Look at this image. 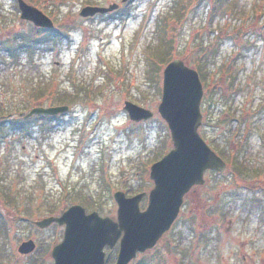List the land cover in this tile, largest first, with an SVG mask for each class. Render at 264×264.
Masks as SVG:
<instances>
[{"label":"rangeland","instance_id":"rangeland-1","mask_svg":"<svg viewBox=\"0 0 264 264\" xmlns=\"http://www.w3.org/2000/svg\"><path fill=\"white\" fill-rule=\"evenodd\" d=\"M25 1L50 16L58 34L34 57L19 48L10 56L19 38L45 31L21 19L18 0H0L1 107L14 117L37 105L70 109L18 117L20 132L11 129L13 116L1 121L0 264H54L63 229L32 221L72 204L117 219L121 190L145 192L140 209L147 208L151 165L173 148L158 106L163 70L176 58L200 74L199 133L227 169L207 170L172 228L130 264H264V0ZM111 3H123L119 19L79 15ZM63 90L84 94L58 104ZM126 101L154 116L132 121ZM29 237L38 248L19 254ZM106 253L115 264L118 245Z\"/></svg>","mask_w":264,"mask_h":264},{"label":"water","instance_id":"water-1","mask_svg":"<svg viewBox=\"0 0 264 264\" xmlns=\"http://www.w3.org/2000/svg\"><path fill=\"white\" fill-rule=\"evenodd\" d=\"M18 3L22 19L37 27H54L53 20L43 11L25 0H18ZM117 8L116 3L108 7L85 6L80 16L92 17ZM203 93L197 70L178 58L167 64L163 71L162 101L158 111L171 131L173 148L151 166L150 178L155 186L149 193L147 208L140 209L144 192L127 197L125 192L118 190L114 193L118 204L117 220L102 217L97 211L86 213L82 205L76 204L61 216L36 221L41 228L53 222L66 225L63 241L52 251L55 264H106L105 247L112 249L119 240L115 264H129L138 253L154 248L164 233L170 230L180 213L184 196L194 186L206 183V170H226V162L211 149L198 131L203 117L200 107ZM68 110L67 105L38 106L26 116L57 115ZM124 110L135 122L154 116L151 109L131 101L125 102ZM35 247L34 240L23 241L18 252L29 254Z\"/></svg>","mask_w":264,"mask_h":264},{"label":"trees","instance_id":"trees-1","mask_svg":"<svg viewBox=\"0 0 264 264\" xmlns=\"http://www.w3.org/2000/svg\"><path fill=\"white\" fill-rule=\"evenodd\" d=\"M118 12H121V9ZM44 31H43L44 34L41 37H37V38L33 37V38H30L29 40H25V39L21 40V38H19L18 45L15 48H12V49L10 48V51H8L9 55L10 56L13 55L14 57L18 56L15 53L18 52L17 48H19L20 51L26 52L29 55V57H34L35 52L39 51L41 46L46 45L49 42H53L54 40H51V39L57 37V34H58L56 30L44 29ZM59 93H60V97L56 101L58 104H60V103H68V104L72 103L76 99L74 95L84 94L81 92H76L75 94H68L67 90L60 91ZM88 95H91V94L88 93ZM14 115H15V112L13 113L7 107H3V106L1 107V104H0V122L2 120L5 121L6 116H14ZM40 117L41 118H51L50 116H40ZM10 122L17 124L16 126H13L11 128L12 130L14 129L15 131H19V132H20V130L21 131L24 130V127L22 125L24 123L19 124V122L16 121V119H11ZM2 128L3 127L0 126V132H1Z\"/></svg>","mask_w":264,"mask_h":264},{"label":"flooded vegetation","instance_id":"flooded-vegetation-1","mask_svg":"<svg viewBox=\"0 0 264 264\" xmlns=\"http://www.w3.org/2000/svg\"><path fill=\"white\" fill-rule=\"evenodd\" d=\"M76 204V203H75ZM73 205V204H72ZM64 212V211H63ZM62 212V213H63ZM62 213H60V214H51V215H48V216H61L62 215ZM38 220V219H37ZM35 221L36 220H34V221H32V224L37 228V229H40V230H45V229H50V228H52V227H58V228H60V229H63V237H62V239H61V241L63 240V238H64V233H65V228H66V225L64 224V225H60L58 222H53L50 226H48V227H46V228H41V227H39V226H37L36 224H35ZM30 239H32V240H34L35 241V243H36V247H35V250L34 251H36V249L38 248V245H37V242H36V240L33 238V237H29L27 240H30ZM60 241V242H61ZM59 242V243H60ZM33 251V252H34ZM32 252V253H33ZM51 253H52V251H51ZM14 264V263H13Z\"/></svg>","mask_w":264,"mask_h":264}]
</instances>
